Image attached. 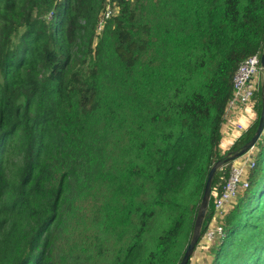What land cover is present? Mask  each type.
<instances>
[{
  "label": "trees",
  "instance_id": "trees-1",
  "mask_svg": "<svg viewBox=\"0 0 264 264\" xmlns=\"http://www.w3.org/2000/svg\"><path fill=\"white\" fill-rule=\"evenodd\" d=\"M104 2L0 0V264H49L51 231L76 183L73 164L96 118L111 109L104 49L120 76L133 77L138 116L123 149L124 203L116 196L103 217L102 233L116 236L106 264H179L209 170L225 157L220 125L239 63L262 52L264 0H179L174 35L142 20V0H120L98 33ZM157 40L172 54L153 66L144 58ZM263 94L255 122L229 152L254 135ZM254 149L248 188L225 219L213 264H264L263 133ZM71 153V171L57 169ZM221 176L227 168L212 181L219 193ZM233 235L248 247L228 255Z\"/></svg>",
  "mask_w": 264,
  "mask_h": 264
},
{
  "label": "rangeland",
  "instance_id": "rangeland-1",
  "mask_svg": "<svg viewBox=\"0 0 264 264\" xmlns=\"http://www.w3.org/2000/svg\"><path fill=\"white\" fill-rule=\"evenodd\" d=\"M142 1L140 8L142 20L164 24L169 34L174 35V26L177 22L175 14L179 0H159L158 7L152 3V0ZM98 32L101 33L99 30ZM171 54L172 47L169 43L164 44L163 41L157 40L144 60L156 66L162 58H167ZM103 58L108 63V97L111 109L107 115L96 118L92 133L86 137V150L73 164L76 183L73 187H68L61 210V222L57 229L54 228L51 231L53 241L49 264H106L110 252L115 248L116 236L109 237L102 233L103 217L116 196L124 203L125 197L121 189L124 181L119 180L123 166V149L126 144L127 131L136 126L134 122L138 116L135 115L131 96L133 77L126 78L119 75L106 49L103 51ZM142 70L143 68L139 69V71ZM262 87L263 77L260 74L258 91ZM251 152L254 156L256 149ZM72 159L71 153L68 155V161L56 164V168L71 171ZM14 162L17 163L18 159H14ZM14 169V166L7 165L8 178L12 176ZM56 176L59 177V172H56ZM219 180L222 182L221 179ZM238 201L239 199L233 203V208ZM232 237H234L233 240L225 248L228 255H236L243 251L244 246L248 247L247 242L243 241L238 244L236 236ZM117 243L120 244V242ZM221 243L222 241L209 247L206 244L196 247L194 254L191 255L190 264H213L215 253ZM238 261L235 258L233 264H238Z\"/></svg>",
  "mask_w": 264,
  "mask_h": 264
},
{
  "label": "built area",
  "instance_id": "built-area-1",
  "mask_svg": "<svg viewBox=\"0 0 264 264\" xmlns=\"http://www.w3.org/2000/svg\"><path fill=\"white\" fill-rule=\"evenodd\" d=\"M119 1L120 0H105L98 22V30L100 32L107 20L118 15ZM260 56L261 54L257 53L241 61L232 77L231 95L225 106L219 131V148L224 147V145L227 146L226 152L224 151L222 155L224 154L226 156L229 153L230 148L247 133L248 129L257 118L256 107L259 75H262ZM255 76L256 79H254ZM253 149L251 151H253ZM251 151L241 156L239 159L222 165L217 170V172L221 171L222 173L224 168H227L228 176L226 178L223 176L220 177L223 181L220 193L216 188H211L209 202L211 200L212 213L207 225L204 227L202 235L200 234L201 237H199L192 255L199 245L206 244V246L209 247L225 238L224 222L226 216L233 208V203L239 199L248 188V174L254 167ZM203 222L201 229H203ZM191 257L188 262L189 264Z\"/></svg>",
  "mask_w": 264,
  "mask_h": 264
},
{
  "label": "water",
  "instance_id": "water-1",
  "mask_svg": "<svg viewBox=\"0 0 264 264\" xmlns=\"http://www.w3.org/2000/svg\"><path fill=\"white\" fill-rule=\"evenodd\" d=\"M260 68L262 71V76H263V91H264V39H263V46H262V52L260 56ZM264 131V94H263V99H262V104H261V112H260V117H259V122L257 129L252 136V138L241 147V149L234 151V152H229L223 159H220L216 161L211 169L209 170L207 180L203 189L202 197H201V202L199 204V209L198 213L195 219L194 223V229L192 232L191 240L189 244L187 245L185 252L183 254V257L181 259V262L179 264H188L189 259L193 253V250L198 243L199 237H200V229L202 226V222L204 220L207 208H208V202H209V197H210V192H211V186H212V181L214 178V175L216 174L217 170L224 164L228 162H232L236 160L237 158L245 155L249 151H251L258 140L260 139L262 133Z\"/></svg>",
  "mask_w": 264,
  "mask_h": 264
},
{
  "label": "crops",
  "instance_id": "crops-1",
  "mask_svg": "<svg viewBox=\"0 0 264 264\" xmlns=\"http://www.w3.org/2000/svg\"><path fill=\"white\" fill-rule=\"evenodd\" d=\"M227 146L224 145V147L220 148L221 154L225 151L226 152Z\"/></svg>",
  "mask_w": 264,
  "mask_h": 264
}]
</instances>
